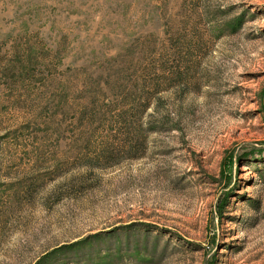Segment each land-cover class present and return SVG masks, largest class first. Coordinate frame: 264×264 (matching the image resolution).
I'll return each mask as SVG.
<instances>
[{
    "label": "rangeland",
    "instance_id": "1",
    "mask_svg": "<svg viewBox=\"0 0 264 264\" xmlns=\"http://www.w3.org/2000/svg\"><path fill=\"white\" fill-rule=\"evenodd\" d=\"M0 264H264V0H0Z\"/></svg>",
    "mask_w": 264,
    "mask_h": 264
}]
</instances>
